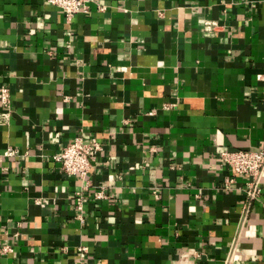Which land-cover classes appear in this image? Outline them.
I'll return each mask as SVG.
<instances>
[{"label":"crops","instance_id":"1","mask_svg":"<svg viewBox=\"0 0 264 264\" xmlns=\"http://www.w3.org/2000/svg\"><path fill=\"white\" fill-rule=\"evenodd\" d=\"M0 85V264H264V175L228 263L247 176L218 155L264 148V0H0Z\"/></svg>","mask_w":264,"mask_h":264},{"label":"built area","instance_id":"2","mask_svg":"<svg viewBox=\"0 0 264 264\" xmlns=\"http://www.w3.org/2000/svg\"><path fill=\"white\" fill-rule=\"evenodd\" d=\"M45 2L58 7L65 18L70 20L73 15L86 11V3L89 0H44ZM215 23L206 21L204 30L212 32ZM170 105L165 104L164 108ZM0 124L5 123L10 118V92L9 89L0 85ZM102 144L96 137L84 138L81 135L74 137L63 148L58 155L61 162L62 171L67 175H76L80 178L86 177L91 170L92 161L95 160L97 153L101 150ZM13 153L12 149L8 150V154ZM222 163L230 165L235 173L247 176L244 190V201L242 203L240 219L235 237L231 242L230 251L226 262H230L235 253L238 240L244 229L250 208L254 200L261 193V182L264 175V148L255 149H228L223 148L218 153ZM156 193V190H153ZM96 198L104 197L102 192L95 193ZM77 216L81 218L82 197L80 192H76ZM7 249V247H3Z\"/></svg>","mask_w":264,"mask_h":264}]
</instances>
